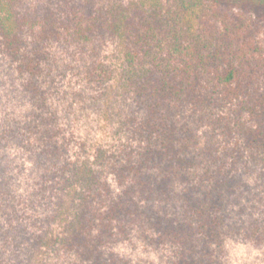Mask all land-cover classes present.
Wrapping results in <instances>:
<instances>
[{
    "label": "trees",
    "instance_id": "1",
    "mask_svg": "<svg viewBox=\"0 0 264 264\" xmlns=\"http://www.w3.org/2000/svg\"><path fill=\"white\" fill-rule=\"evenodd\" d=\"M198 1L100 7L93 9L98 17L87 3L41 19L20 0H0V52L17 64L39 105L46 104L40 79L54 42L86 61L90 47L94 55L111 39L119 64L94 61L85 68L87 81L108 86V111L116 94L129 107L117 116L131 135L126 144L73 161L62 158L58 132L43 131V146L31 149L26 135L0 126V211L12 229L14 219L25 222L7 154L19 141L34 155L31 207L46 200L41 206L55 209L35 237L45 255L128 264L120 256L107 261L102 250L137 234L148 245L169 247L170 264H222L231 233L264 243V55L252 35L257 23L248 24L245 13L229 15L235 7L253 12L264 0H208L213 7ZM34 119L29 126L38 129L56 118Z\"/></svg>",
    "mask_w": 264,
    "mask_h": 264
},
{
    "label": "rangeland",
    "instance_id": "2",
    "mask_svg": "<svg viewBox=\"0 0 264 264\" xmlns=\"http://www.w3.org/2000/svg\"><path fill=\"white\" fill-rule=\"evenodd\" d=\"M20 1L25 11L31 12L33 17L38 15L41 19L48 15L49 10L57 13L53 16L54 18H59L62 17L58 16L62 10L65 11L69 7L82 8L87 3L92 6L89 14L93 13V16L98 17L93 9L97 11L100 7L108 9L118 5L124 10H130L138 3L145 2V0ZM199 1L205 2L208 7H213L211 1ZM222 6L223 10L227 11L228 8ZM242 14L248 24L251 20H254L255 25L257 23L252 35L259 40L256 47L261 49L264 55V5L254 8L253 12L249 8L245 12L238 7L229 12L234 19ZM106 16L111 18V15ZM70 50L71 52L63 50L56 42L49 49L52 53L51 64L46 67L45 77L40 79L42 93H45L46 98V104L43 106L39 105L40 99L37 100L26 89V83L15 70L17 64L9 61L0 52V126L8 130L17 129L18 135L19 133L26 135L29 138L28 146L32 145L31 149L43 146L40 141L43 131L58 132V141L64 145L61 149L62 158L73 161L79 157L93 155L100 147L118 150L122 144L129 141L131 135L127 128H121V121L117 118L119 112L126 114L129 107L123 105L116 94L108 111L105 104L108 86L99 87L96 83L90 85L85 69L89 68L94 61L108 63L115 68L119 64L116 59L119 56L116 43L111 39L102 43L94 55L90 47L86 51V61L82 60L84 56H81L75 48ZM42 113L45 119L56 118L55 121L48 122L46 126L40 125L38 129L31 128L29 123L35 120V114ZM225 141L223 136L219 138V144L225 145ZM7 154L12 161L11 169L17 183V196L14 198V203L25 222L23 225H17L18 222L14 219L15 225L12 229L10 221L6 220L3 212L0 211V259L5 264H91L94 262L96 258L79 259L74 253L61 252L57 255H45V248L35 244V237L47 229L46 224L49 222L47 223L46 217L55 209L41 206V204H47L46 200L36 202L37 207H31L30 202L36 201L34 196L38 182L37 175L33 172L35 161L32 151L20 145L19 141H12ZM244 202L247 203L246 200L242 203ZM247 214L249 215L248 212L243 215L246 219ZM60 220L61 218L56 221L60 222ZM17 226L18 229H15ZM52 227L60 228L59 223H53ZM102 251L103 258L107 261L120 256L128 264H170L173 259V252L169 247L158 248L148 245L137 234L131 241L106 247ZM221 255L222 264H264V243L258 245L248 238L231 233L226 238Z\"/></svg>",
    "mask_w": 264,
    "mask_h": 264
}]
</instances>
